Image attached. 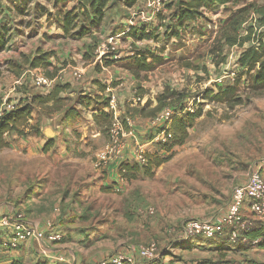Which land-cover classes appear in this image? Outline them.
<instances>
[{"label":"rangeland","instance_id":"1","mask_svg":"<svg viewBox=\"0 0 264 264\" xmlns=\"http://www.w3.org/2000/svg\"><path fill=\"white\" fill-rule=\"evenodd\" d=\"M36 3L53 11L48 0H0V24H5L11 34L8 46L0 52V110L46 90L31 82L28 66L23 63V56H32L41 49L54 53L50 61L57 71L58 82L70 85L72 92H66L68 104L75 105L78 96L88 95L90 91L84 84L98 77L102 81L98 82L108 85L109 90L99 92L95 86L93 95L113 96L117 119L120 122L128 119V129H135L136 133L146 132L145 140L154 136L163 139L159 131L164 121L141 117L133 113V108L143 106L147 99L151 102L148 108L153 107L155 97L165 89L186 95L174 107L163 109L165 115L180 107L193 109L195 103L204 113L189 129L187 141L175 148L173 158L152 177L139 175L133 181L119 178V185L111 188L113 191L103 192V185H113L105 182V171L111 162L104 164L98 160L96 166L94 163L98 150L103 151L108 143V130L96 132L90 111L84 109L76 124H70L76 135L71 130H63L59 135L68 146L58 154L53 149L56 140L52 139L53 144L45 152L42 149L48 134L45 127L56 126L58 121H48L50 117L36 111L32 123L38 122L39 135L10 134L9 147L0 150V210L9 206L20 208L27 220H51L64 230H75L77 237L83 238L77 243L83 245L78 250L93 259L116 250L134 251L152 242L161 251L173 246L183 236L182 227L187 219L218 213L234 184L243 181L264 158V95L247 97L233 109L201 98L204 89L216 91V85L232 83L238 73L237 47L223 46L225 60L215 64L221 58L216 51L219 45L216 37L228 13L226 8H208L206 19L192 24L179 38L165 35L166 26L175 23L173 14L178 0L158 4L155 0H139L133 8L119 2L107 11L100 30L70 39L62 36L53 20L33 14ZM19 4L27 5L28 15H17ZM156 9L159 11L155 12ZM140 26L152 29L153 38L136 40L126 35L129 27ZM136 50L157 54L163 63L141 73L140 80L120 62L103 66L106 59L124 60ZM74 68L83 72L81 78L72 77ZM140 87L144 96L138 100ZM104 103L92 98L89 105L97 108ZM77 107L82 108L79 104ZM148 122H152L150 127ZM143 149L136 145L132 154L124 155L122 148L116 161L127 156L134 159ZM65 153L73 159L66 167L62 165ZM87 176H96L97 186L94 182L88 186ZM44 182L46 186L41 188L39 185Z\"/></svg>","mask_w":264,"mask_h":264},{"label":"trees","instance_id":"2","mask_svg":"<svg viewBox=\"0 0 264 264\" xmlns=\"http://www.w3.org/2000/svg\"><path fill=\"white\" fill-rule=\"evenodd\" d=\"M48 2L51 3L53 11L36 3L32 9L33 14L38 17L45 16L47 21L53 20L56 27L62 32V36L77 39L100 30L107 11L114 4L120 2L127 8H133L139 0H48ZM228 5L230 7H226ZM212 6L224 7L228 12L217 32L216 40L219 45L216 51L219 52L221 58L217 62L214 60L215 64L225 60L222 55L223 46L237 47L240 49L236 60L238 73L232 83L224 86L216 85V91L211 88L204 89L201 98L209 103L233 109L242 105L247 97L264 95V0L248 2L243 0H178L177 8L173 14L175 23L173 26H166L165 35L180 38L182 32L191 29L192 24L204 21L206 19L205 11ZM16 12L19 16L29 14L25 4H19ZM8 30L5 24H0V52L5 50L11 40ZM151 30L143 26L129 27L126 35L136 40L149 39L153 38ZM216 51L213 50L211 53L214 54ZM53 56L52 51L38 49L32 56H23V63L29 69L42 70L46 77L53 79L57 77V71L50 61ZM115 62H121L120 64L128 72L140 80L141 73L152 71L156 66L162 64L163 60L157 54L136 50L124 60L121 58L106 59L103 66H110ZM185 66L191 65L185 63ZM92 83L97 84L99 92H104L107 88L106 84H100L97 81ZM67 91L72 92L68 83L56 82L50 89L19 99L9 108L0 110V150L9 147L7 137L10 134L19 137H26L30 134L39 135L38 122L32 123L35 110L48 116L62 112V122L64 123L80 118L84 109L93 110L95 111L92 114L93 123L100 133H105L114 118L109 97L103 98L90 92L88 95L78 96L75 100L77 104L71 105L67 103ZM143 93L144 91L140 87L136 96L138 100L143 98ZM185 97L186 95L182 92L165 89L163 93L155 97L156 105L148 108L151 102L147 99L143 106L134 107L133 113L152 119L163 109L174 107ZM92 98L95 101L100 99L105 103L97 108L91 107L89 104ZM78 104L82 108L77 107ZM203 113L202 107L196 103L193 109L180 107L171 112L165 126L159 131L164 133L165 139L154 144V152L144 153V163L121 162L118 166L120 175L127 181L135 180L139 175L152 177L156 169L173 158L176 154L175 148L187 141L189 129L194 126L195 121ZM122 123L124 128L128 129L125 120H122ZM52 144L53 140H48L43 145V151H48ZM246 236L250 239L260 237L259 245L264 247V225H254L247 231ZM160 259L154 264H159ZM35 264H47V262L38 260Z\"/></svg>","mask_w":264,"mask_h":264},{"label":"built area","instance_id":"3","mask_svg":"<svg viewBox=\"0 0 264 264\" xmlns=\"http://www.w3.org/2000/svg\"><path fill=\"white\" fill-rule=\"evenodd\" d=\"M158 4L159 1L155 0ZM159 11V9H156ZM100 48V47H99ZM101 49V48H100ZM31 78V82L42 89H50L58 78L50 79L46 77L40 69H27ZM71 75L74 79L82 77L83 72L79 69H73ZM11 106V105H10ZM9 106V107H10ZM8 107V108H9ZM110 108L113 110L114 118L108 129V143L99 156V162L104 164L120 157V152L124 148L123 137L132 135L131 129H125L123 123L115 116L114 104L110 102ZM157 114L154 121H164V125L170 113ZM165 119V120H163ZM126 124L130 125L128 119ZM157 138L164 140L163 132H160ZM139 146V144L137 143ZM129 161L128 159H126ZM135 162L144 163V153L140 152L134 158ZM98 162V164H99ZM123 162V161H121ZM120 162V163H121ZM248 209L250 214L264 222V177L258 168H253L242 182L237 184L227 201L223 212H220L211 217L205 218H190L184 222L182 227L183 236L181 239L187 240L189 237L200 236L204 239H213L216 235L228 232V241L231 244L249 243L252 246H257L261 242L260 237L250 239L246 233L254 224L252 219L245 216L242 209ZM64 236L63 228L59 224L51 220H45L42 223H33L25 218V214L16 207H6L0 210V249L3 251L14 249L21 243L29 241H47L56 243ZM23 245V244H22ZM162 251L156 243H149L141 246L137 250L122 251L116 250L105 257L100 258L95 264H154L162 256ZM60 264H68L64 255L58 257Z\"/></svg>","mask_w":264,"mask_h":264},{"label":"crops","instance_id":"4","mask_svg":"<svg viewBox=\"0 0 264 264\" xmlns=\"http://www.w3.org/2000/svg\"><path fill=\"white\" fill-rule=\"evenodd\" d=\"M119 58L123 59L122 57H119ZM124 74L125 73H123V76H127ZM93 78H95L93 79V81H97V82L98 80L101 81V79L98 77H93ZM119 78L123 79L125 77H119ZM129 78H131L130 75H129ZM92 82L91 83L87 82L84 84L85 86L87 85V90L90 92L92 91V88L97 85L96 83L94 84ZM106 90H109L108 85H107ZM111 97H109V99L112 103ZM36 111L41 113L40 111L35 110L33 112V117ZM89 111L91 114L90 116L92 117V114L95 111L93 110H89ZM39 113L36 116H39L40 115ZM41 115L44 116L45 114L41 113ZM46 117H50L48 118V121H51V120L58 121L57 123L58 125L55 126V125L48 124L45 127L46 132L48 134H47V137L44 139V144L48 140H52V139L56 140L54 143L53 149L58 154H60L61 148L68 146V144L66 143V139L61 138L59 135L61 134L63 130L65 131L71 130L76 135V130L73 129V127H70V124L72 122H74L72 124H76L75 122L81 117L76 120L67 122V123L62 122V117H63L62 112L49 115V116L46 115ZM148 124L150 127L152 122H148ZM96 132L100 134L97 128H96ZM145 133H142V132L136 133L134 129L132 132V135L131 134L127 135L125 137L123 154L125 155L126 152L127 154L128 153L132 154L134 148H136L137 143L139 144L140 148H144L142 151L143 153L154 152L155 150L154 144L157 141H159V139L155 138L154 136L149 140H145L144 138ZM84 136H86V133H84ZM101 150L102 148L99 149L98 152L96 153L97 158L94 163L95 166L97 165L99 156L102 153ZM63 156L65 160L62 162V165H64V167H66L67 165H71V160L73 159L69 158V154L65 153ZM117 159L118 158H114L113 160L111 159L110 161L111 163L108 166L107 170L105 171L107 172V176L106 178L104 177L105 182L110 181L113 185L105 186L102 184L104 186L102 188L103 192L113 191L111 188H113L114 185L115 187L116 185L117 186L119 185V181H120L119 178L121 180L127 181L120 175L118 171V166L121 161L125 162L127 161L126 159H128L129 161L134 162V159L128 156L126 157V159L120 160L118 162L116 161ZM75 160L76 159H74L73 162H76ZM255 167L260 170L262 176L264 177V158L258 161ZM92 182H94V185L97 186L96 176H92V177L87 176V185L90 186L91 184H93ZM240 182L242 181L236 182L234 186L231 188V191L227 197V200L223 204L224 208H225L227 201L229 200V197L232 193L233 188ZM39 186L41 188L46 186V182L41 183ZM114 189L117 190V188H114ZM223 207L218 213L223 212L224 210ZM17 209H20V208H17ZM66 209H69V207ZM242 212L245 216H248L252 219V222L254 225L256 224L264 225V222L262 224L260 220L252 216L248 209L244 208L242 209ZM28 221L33 222V223H42L36 220L28 219ZM67 230H68V234H67ZM228 232H229L228 230L224 231L216 235L215 238L209 239V240L204 239L200 236L193 237L187 241H184L183 239H178L175 241L173 246L171 245L162 250V256L159 261V264H264V247H260V245L252 246L249 243H241V242L237 244H231L228 241ZM63 233H64L63 238L56 243H49L47 241H41V242L29 241L26 243L19 244V246H16V248L14 249H9L6 251H3L0 249V264H14V263L35 264L38 260H45L47 264H60L58 261V257L60 255L65 256L68 264H95L100 259L99 257L95 259L90 258L87 255H84L82 251L80 252L78 250V249H81L83 245H78L77 243H79L80 240H83V238L77 237L78 234L75 232V230L70 229V228H67V229L65 228V230L63 229ZM71 245H74V247H71Z\"/></svg>","mask_w":264,"mask_h":264}]
</instances>
